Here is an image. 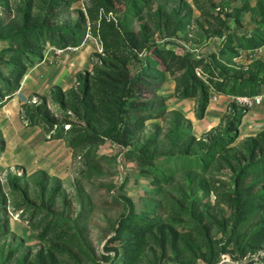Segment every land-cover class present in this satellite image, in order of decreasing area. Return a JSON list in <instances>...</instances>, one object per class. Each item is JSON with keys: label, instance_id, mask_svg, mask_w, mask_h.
Listing matches in <instances>:
<instances>
[{"label": "rangeland", "instance_id": "obj_1", "mask_svg": "<svg viewBox=\"0 0 264 264\" xmlns=\"http://www.w3.org/2000/svg\"><path fill=\"white\" fill-rule=\"evenodd\" d=\"M50 1L56 0H10L11 10L0 4L5 21L21 23L22 10L31 5L34 18L42 21L48 17L46 26L79 25L84 33L77 47L60 51L61 46L48 44L21 86L0 108V199L7 214L0 217V264H243L242 249H248L250 232L262 216L247 214L243 224L235 205L236 190L245 197L264 188V174L247 178L239 187L231 165L240 163L248 139L264 129L259 118L264 115V105L249 109L239 123L237 140L218 153L209 167L188 161L208 152L210 144L204 138L210 141L208 133H222L229 107L221 122L210 130L199 121L201 118L193 123L169 112L147 121L126 144L104 137L100 143L71 145L70 133L66 138L49 139L40 126L27 125V107L48 101L50 112L63 123L59 117L63 110L51 99V93L60 87L68 100L80 97L77 79L94 72L97 53L103 51V19L136 31L145 22L133 15L130 0L117 1L113 10L93 6L94 0H77L66 9L54 11L48 8ZM250 2L252 10L238 25L226 13L242 5L241 0H155L145 14L164 7L173 24L157 32L153 17L151 40L180 53L218 55L222 38L215 32L221 23L210 13L226 19L230 30L247 33L264 19V0ZM178 25L183 28L169 37ZM6 47L7 43L0 40V51ZM255 59L264 61V48L254 57L243 52L234 63L246 66ZM160 94L170 108L183 105L171 78ZM208 116L211 119L212 115ZM68 122L82 123L77 117ZM68 122L66 128L70 127ZM105 126L106 122L96 124L95 130L102 133ZM183 128L191 136L193 130L200 141L190 145V136L178 135ZM142 149L156 162L165 163L160 165L165 174L161 181L130 154ZM145 213L155 217L158 224L136 251L117 254L115 249L121 246L114 237L120 221ZM241 227V238L235 242ZM207 238L214 242L216 253H221L213 263L203 255ZM260 249L264 251V247ZM252 252L246 253L249 261L264 264V257Z\"/></svg>", "mask_w": 264, "mask_h": 264}, {"label": "trees", "instance_id": "obj_2", "mask_svg": "<svg viewBox=\"0 0 264 264\" xmlns=\"http://www.w3.org/2000/svg\"><path fill=\"white\" fill-rule=\"evenodd\" d=\"M74 1L77 0L50 1L48 8L52 11L66 9ZM117 1L120 0H94L93 6L113 10ZM241 1L242 5L233 7L226 13L238 25L242 24L244 14L253 8L250 0ZM154 2L155 0H130L133 15L145 21L139 31L131 30L122 23L118 27L115 22L103 19L100 30L103 51L97 53L94 72H87L79 76L80 80L77 79L80 97L68 100L60 87L51 93V99L63 110L59 115L63 118V123H59L57 115L50 112L48 101H44L37 106L27 107V125L40 126L49 139L66 138L70 133L71 145L100 143L104 137L126 144L136 130L144 127L149 120L163 118L169 112L178 114L183 121L188 119L182 110L170 108L166 97L160 94L169 78L175 82L176 95L180 100L196 102V115L201 119L205 117L213 94L253 96L264 93V61L255 59L246 66L234 63L235 58L243 52L249 55V51L264 46V19L247 33L234 32L221 15L210 13V16L221 23L220 29L215 32V36L222 38L218 55L214 53L206 57L189 52L180 53L166 44L151 40L154 36L151 25L155 21L153 17L157 20V32L170 28L173 24L172 16L163 10L164 7L160 6L154 13L150 11L145 14V9L151 8ZM0 4L11 10L10 0H0ZM21 21L8 22L0 15V40L7 43L6 49L0 51V108L21 86L28 71L43 56L48 44L65 49L68 46H80L84 38L79 25L60 28L46 26L48 17L44 16L42 21L34 18L31 5L22 10ZM182 28V25L176 26L168 36H175ZM225 30L230 33L226 34ZM227 64L234 69L227 68ZM249 109L241 107L235 100L231 102L222 133H208L210 141H207V137L204 138L210 144L208 152L194 156L193 161L189 160L188 163L209 167L218 153L224 152L229 144L237 140L240 135L239 123L248 115ZM72 117L79 118L86 125L69 123ZM66 122L70 127L66 128ZM103 122H106V126L102 128V133H98L95 125ZM186 132L185 128L179 129L178 135L183 134L186 138L190 136V145L200 141L193 130L192 136ZM130 154L160 181L165 176L160 166L165 163L156 162L155 157L144 153V149ZM240 158L238 165H231L235 183L239 187L247 178L264 174V129L248 139ZM3 205V199H0V217L7 216L6 206ZM235 205L243 224L247 214L262 216L250 232L248 249H242V256L245 257L243 264H252L246 257L247 251L251 250V254L256 255L264 247V188L245 197L236 190ZM157 224L158 221L150 213L123 218L114 237V242L119 241L121 246L115 249L116 253L136 251ZM242 230V227L238 230L235 242L241 238ZM213 244L207 238V251L203 254L211 263L221 255L220 252L216 253ZM222 252H227V249H222Z\"/></svg>", "mask_w": 264, "mask_h": 264}, {"label": "crops", "instance_id": "obj_3", "mask_svg": "<svg viewBox=\"0 0 264 264\" xmlns=\"http://www.w3.org/2000/svg\"><path fill=\"white\" fill-rule=\"evenodd\" d=\"M233 101H234V96L225 95V94H220V95L213 94L209 108L206 112V116L200 119L199 121L204 122V125L206 126L207 130L212 129L214 126L218 125L221 122V119L227 112L230 103ZM181 102H183V105L179 107L176 106V109L182 110L186 115V117L190 119L193 123L194 121H197L198 117L196 115V102L194 100H189V99L181 100ZM208 114L212 115L211 119L209 118ZM259 118L263 119V123H264V115L262 114L259 115ZM206 122H209V124H206Z\"/></svg>", "mask_w": 264, "mask_h": 264}, {"label": "built area", "instance_id": "obj_4", "mask_svg": "<svg viewBox=\"0 0 264 264\" xmlns=\"http://www.w3.org/2000/svg\"><path fill=\"white\" fill-rule=\"evenodd\" d=\"M71 48V47H69ZM67 48V49H69ZM264 46L253 49L251 51H249V55L254 57L256 55H258L259 53H261L263 51ZM77 49V48H74ZM64 49L60 50L63 51ZM200 74V73H199ZM234 100L241 106L244 108H252L256 105H264V93L262 94H256L253 96H248V95H243V96H234ZM257 255H260L262 257H264V251L260 250L258 252Z\"/></svg>", "mask_w": 264, "mask_h": 264}]
</instances>
